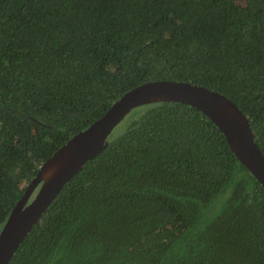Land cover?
<instances>
[{
  "label": "trees",
  "instance_id": "1",
  "mask_svg": "<svg viewBox=\"0 0 264 264\" xmlns=\"http://www.w3.org/2000/svg\"><path fill=\"white\" fill-rule=\"evenodd\" d=\"M161 78L230 98L264 155V0H0V227L53 150ZM106 139L6 264H264V188L204 113L142 103Z\"/></svg>",
  "mask_w": 264,
  "mask_h": 264
},
{
  "label": "water",
  "instance_id": "2",
  "mask_svg": "<svg viewBox=\"0 0 264 264\" xmlns=\"http://www.w3.org/2000/svg\"><path fill=\"white\" fill-rule=\"evenodd\" d=\"M164 100L186 103L204 113L221 131L233 155L264 188V155L246 116L230 98L185 80H146L121 93L101 115L76 130L38 165L0 227V264L7 263L66 180L107 144V134L124 114L133 106Z\"/></svg>",
  "mask_w": 264,
  "mask_h": 264
},
{
  "label": "rangeland",
  "instance_id": "3",
  "mask_svg": "<svg viewBox=\"0 0 264 264\" xmlns=\"http://www.w3.org/2000/svg\"><path fill=\"white\" fill-rule=\"evenodd\" d=\"M30 195H32V194H30Z\"/></svg>",
  "mask_w": 264,
  "mask_h": 264
}]
</instances>
